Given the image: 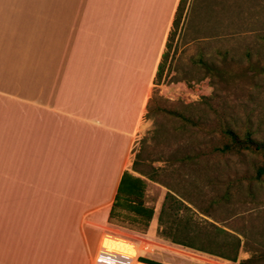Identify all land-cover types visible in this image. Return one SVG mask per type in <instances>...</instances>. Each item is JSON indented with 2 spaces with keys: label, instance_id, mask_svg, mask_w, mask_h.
<instances>
[{
  "label": "crops",
  "instance_id": "obj_1",
  "mask_svg": "<svg viewBox=\"0 0 264 264\" xmlns=\"http://www.w3.org/2000/svg\"><path fill=\"white\" fill-rule=\"evenodd\" d=\"M180 1L0 0V264L147 255L109 217Z\"/></svg>",
  "mask_w": 264,
  "mask_h": 264
},
{
  "label": "rangeland",
  "instance_id": "obj_2",
  "mask_svg": "<svg viewBox=\"0 0 264 264\" xmlns=\"http://www.w3.org/2000/svg\"><path fill=\"white\" fill-rule=\"evenodd\" d=\"M170 44L130 158L155 215L146 234L118 227L115 234L140 251L149 245L144 258L167 264H233L165 240L171 225L190 229L199 246L237 230L247 236L242 259L263 255L264 186L252 178L263 159L219 148L227 126L264 140V0H187Z\"/></svg>",
  "mask_w": 264,
  "mask_h": 264
},
{
  "label": "trees",
  "instance_id": "obj_3",
  "mask_svg": "<svg viewBox=\"0 0 264 264\" xmlns=\"http://www.w3.org/2000/svg\"><path fill=\"white\" fill-rule=\"evenodd\" d=\"M186 5L187 0L180 1V5L174 20V25L166 44V50L155 78V85L161 83L162 76L164 74L165 62L171 48L170 42L172 37L175 35V31L181 24ZM150 112L151 110L148 109L147 113L145 114V119L149 116ZM166 114L173 116L175 119H179L184 123L191 121L190 118H187L183 113L177 111H167ZM222 132L225 142L219 148L221 153H250L255 156L262 157L263 163L261 166L256 168L255 175L252 178L254 182L264 186V140L258 139L252 131L239 133L230 126L223 128ZM134 171L137 172V170ZM150 179L153 180V178ZM146 192L147 180L140 176H136L133 172L126 171L122 177L112 206L109 224L114 227L128 229L140 234H146L155 215V209L147 206ZM229 196V193L226 194L225 199H229ZM162 215H168L167 209L162 211ZM216 229L219 228L217 227ZM222 231L227 235V239L217 242L215 240L216 237L213 236L214 238H210L207 243L204 244L205 246L197 245V243L193 241V237L190 238L187 236V234L191 233V230L187 227H176V225L166 227L163 230V238L172 242L173 244L218 257L233 264H257L264 261V254L259 255V253L255 251V253L252 254L250 258H241V250L247 246V241L243 243V240L240 237L247 239L246 234H243L237 230H234L235 233H229L224 230ZM179 237H181V239ZM182 238L186 239L183 240ZM139 260L152 264H160L159 262L150 260L148 258H139Z\"/></svg>",
  "mask_w": 264,
  "mask_h": 264
},
{
  "label": "built area",
  "instance_id": "obj_4",
  "mask_svg": "<svg viewBox=\"0 0 264 264\" xmlns=\"http://www.w3.org/2000/svg\"><path fill=\"white\" fill-rule=\"evenodd\" d=\"M160 264H167V263H163V262H159ZM136 264H152V263H147V262H143L140 261L139 259L136 261Z\"/></svg>",
  "mask_w": 264,
  "mask_h": 264
},
{
  "label": "bare ground",
  "instance_id": "obj_5",
  "mask_svg": "<svg viewBox=\"0 0 264 264\" xmlns=\"http://www.w3.org/2000/svg\"><path fill=\"white\" fill-rule=\"evenodd\" d=\"M150 248V246L149 245H146V247H145V249H142L141 251H140V253H144V252H147V250ZM141 255V254H140ZM226 262V261H225ZM215 263H218V262H215ZM220 264V263H219Z\"/></svg>",
  "mask_w": 264,
  "mask_h": 264
}]
</instances>
